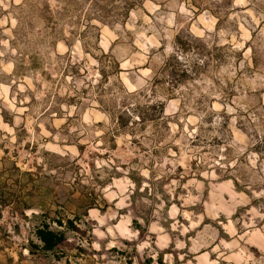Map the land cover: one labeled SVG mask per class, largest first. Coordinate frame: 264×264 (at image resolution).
<instances>
[{"label":"clouds","instance_id":"clouds-1","mask_svg":"<svg viewBox=\"0 0 264 264\" xmlns=\"http://www.w3.org/2000/svg\"><path fill=\"white\" fill-rule=\"evenodd\" d=\"M0 264H264V0H0Z\"/></svg>","mask_w":264,"mask_h":264}]
</instances>
